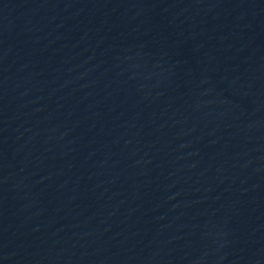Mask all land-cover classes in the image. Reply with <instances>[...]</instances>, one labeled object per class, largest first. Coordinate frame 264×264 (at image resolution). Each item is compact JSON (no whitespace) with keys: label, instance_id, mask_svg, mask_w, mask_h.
<instances>
[{"label":"water","instance_id":"1","mask_svg":"<svg viewBox=\"0 0 264 264\" xmlns=\"http://www.w3.org/2000/svg\"><path fill=\"white\" fill-rule=\"evenodd\" d=\"M0 264H264V0H0Z\"/></svg>","mask_w":264,"mask_h":264}]
</instances>
